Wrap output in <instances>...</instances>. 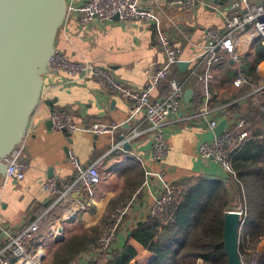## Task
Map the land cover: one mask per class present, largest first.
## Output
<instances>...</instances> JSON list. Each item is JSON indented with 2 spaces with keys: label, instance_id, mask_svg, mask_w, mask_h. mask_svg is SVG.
Segmentation results:
<instances>
[{
  "label": "crops",
  "instance_id": "crops-1",
  "mask_svg": "<svg viewBox=\"0 0 264 264\" xmlns=\"http://www.w3.org/2000/svg\"><path fill=\"white\" fill-rule=\"evenodd\" d=\"M67 1L68 17L59 30L56 49L74 62L105 67L125 86L136 90L150 89L154 71L166 60L158 45V26L121 18L104 22L95 17L83 26L80 7L87 0ZM136 1L156 13L172 44L182 49V62L190 66L186 72L181 71L178 64L174 69L182 74L179 81H187L186 91H193L192 100L189 103L184 101L180 112L174 114L164 128L167 157L152 161L154 131L146 113L136 111L132 101L115 92L104 91L93 78L71 83L69 76L62 72L44 77L41 101L25 137V177L20 181L0 177L2 223L13 230H21L35 221L41 225L54 213L55 218L45 226L43 238L39 240L44 253L41 263L48 254H52L55 243L62 241L66 232L73 229L71 227L78 223L85 227L95 226L105 222L111 212L128 208L118 245L129 238V244L138 252L131 264H148L153 255L129 235L138 223L148 219L153 196L170 186L178 188L180 183L191 177L223 175L218 164L203 159L198 152L201 143L214 141L217 136L216 128L211 129L206 119L196 117L205 97L198 77H190V73L194 61L203 52L206 30H223L224 19L211 9L185 11L177 7L168 8L170 0ZM248 57L251 55L243 52L239 64L230 61L215 67V80L209 88L212 97L208 104L212 111L210 118L224 121L223 108L226 106H230L226 107V112L237 117L246 115L248 111L257 114L258 109L247 97L248 87L239 89L233 84L240 69L246 75L245 60ZM204 71L205 67H201L198 73ZM229 79L233 84L231 93L226 91ZM169 92L170 85L164 81L151 88V98L153 101L163 100ZM55 110L72 113L75 121L84 128L93 122H102L116 124L118 130L113 135H95L83 128L68 133L70 142L65 132H54L52 124L49 125ZM72 159L85 167L101 160V182L92 199L88 195L81 198L74 195L65 208L57 205V196L45 190L44 182L48 178H57L62 183L72 182L75 177ZM61 232V237L56 238ZM2 242L0 237V245ZM87 255L89 253L85 252L78 258L79 264H87Z\"/></svg>",
  "mask_w": 264,
  "mask_h": 264
},
{
  "label": "built area",
  "instance_id": "built-area-1",
  "mask_svg": "<svg viewBox=\"0 0 264 264\" xmlns=\"http://www.w3.org/2000/svg\"><path fill=\"white\" fill-rule=\"evenodd\" d=\"M167 7H177L185 11H194L199 8L211 9L224 19L225 28L223 30L217 28L206 30L203 52L194 61L193 70L190 73V77H198L201 93L205 97V102L200 106L196 117L206 119L209 127L215 129L221 122L210 118L212 111L208 106L212 98L209 88L215 80L214 69L230 61L239 64L243 52L253 56L258 45L264 47V0H228L225 4H218L213 0H170L167 2ZM80 12L83 26L89 24L94 17L106 22L112 21L116 16L123 20L158 26V45L165 54L166 60L154 71L150 86L151 88L157 87L164 81L169 83V95L163 100L153 101L151 88L136 90L125 86L116 80L105 67L87 62H74L58 50L52 57L49 68L52 73L67 74L71 83L93 78L104 91L115 92L118 96L132 101L136 111L146 113V119L154 131L151 148L152 161L164 160L168 155L164 128L171 121V117L182 109L186 92L187 81L172 78L174 66L182 62V49L172 44L167 30L161 25L156 13L140 6L136 0H87L81 5ZM244 48L245 51H243ZM201 67H205V71L199 74L198 70ZM257 75V80L250 79L240 69L233 81L236 88L248 87L250 91L247 97L258 109L257 114L248 111L246 115L237 117L231 112H226V107L230 106L224 107L225 121H227L225 132L214 141H205L198 147L199 155L205 160H212L218 164L223 176L227 179L237 178L233 167L234 155L247 143L264 140L262 123L264 118V62L258 65ZM50 121L52 131L57 133H74L84 128L75 121L72 113L64 110H55ZM84 129L95 135H113L118 127L116 124L93 122ZM24 151L25 139L8 158V169L4 178L17 181L24 179L27 170ZM100 163L101 160L85 167L76 159H72L75 169L73 181L62 183L57 178H48L44 182V188L48 193L57 196V205L61 204L65 208L74 195L80 198L88 195V198L92 199L96 187L101 182ZM179 193L178 188L170 186L163 193L154 195L148 218L158 219L167 213L178 199ZM127 212L128 208H123L111 215L101 239L91 249V257L107 258L117 248L120 228ZM239 213L243 216L242 223H245L244 212ZM39 229V222L35 221L21 230H13L2 223L0 217V237L3 238L0 245V264H41L44 253L39 247L42 244L36 239ZM61 235L62 232L55 237L59 238ZM35 243L37 247H34Z\"/></svg>",
  "mask_w": 264,
  "mask_h": 264
},
{
  "label": "trees",
  "instance_id": "trees-1",
  "mask_svg": "<svg viewBox=\"0 0 264 264\" xmlns=\"http://www.w3.org/2000/svg\"><path fill=\"white\" fill-rule=\"evenodd\" d=\"M263 60L264 48L259 45L255 55L245 60L248 78L258 79L256 68ZM180 75V71L174 69L172 78L181 80ZM232 85L229 79L227 92L231 93ZM262 123L264 125V118ZM233 167L236 179L223 175L215 179L201 176L180 183L178 199L167 213L137 224L129 236L153 255L148 264H229L224 219L236 201L244 204L245 210L239 243L243 262L264 264V254L260 255L257 249L264 239V140L247 143L234 155ZM52 218H55L54 213L41 223L36 239L43 238L44 228ZM104 223L102 221L100 226ZM100 226L83 228L81 232L68 230L66 237L55 243L50 264H74L83 253L96 246ZM137 255L128 238L117 244L106 264H131ZM87 264H98L96 256Z\"/></svg>",
  "mask_w": 264,
  "mask_h": 264
},
{
  "label": "water",
  "instance_id": "water-1",
  "mask_svg": "<svg viewBox=\"0 0 264 264\" xmlns=\"http://www.w3.org/2000/svg\"><path fill=\"white\" fill-rule=\"evenodd\" d=\"M213 1L224 4L228 0ZM68 10L67 0H0V177L6 176L7 160L23 143L40 104L44 77L52 73L50 61ZM189 66L186 62L178 63L183 72ZM192 97L193 91L187 90L184 101L189 103ZM226 124L224 120L216 127L217 137L225 132ZM65 133L71 142L70 134ZM242 221L239 212L225 214L224 243L229 264H242Z\"/></svg>",
  "mask_w": 264,
  "mask_h": 264
},
{
  "label": "rangeland",
  "instance_id": "rangeland-1",
  "mask_svg": "<svg viewBox=\"0 0 264 264\" xmlns=\"http://www.w3.org/2000/svg\"><path fill=\"white\" fill-rule=\"evenodd\" d=\"M229 211H230V210H229ZM231 211H236V212H242V211H243V212L245 213V210H244V204H239L237 201L234 202V203L231 205ZM115 212H116V211H115ZM115 212H111V213L108 215L107 220L105 221V223H104L102 226H100L101 223H99V224H97V225H95V226L85 227V226H83L81 223H78L77 226H73V227H71V228H73L72 230H74V231L81 232V230H82L83 228H86V229H87V228H92V227L100 226V227H101V228H100V233H99V234H100V235H99V240H100V239H101V236H102V233H103V231H104V229H105L106 226L108 225V221H109L111 215H112L113 213H115ZM244 213H243V214H244ZM125 217H126V216H125ZM125 217H124V219H123V221H122V225H121V228H120V232L124 229V225L126 224V223H124V222H125ZM120 232H119V233H120ZM119 236H120V235H119ZM119 238H120V237H118V240H119ZM118 240H117V241H118ZM117 243H118V242H117ZM239 246H240V244H239ZM257 249H258V253H259L260 255L264 254V239H263V241L261 242V244L259 245V247H258ZM87 252L89 253V255H87V256H88L87 259H91V249H90L89 251H87ZM239 252H240V249H239ZM240 256H241V255H240ZM50 258H51V253L48 254V256H46L44 262L42 261L41 264H50V262H51ZM143 259H144V258H143ZM241 259H242V257H241ZM107 260H108V258H102L101 256H98V257H97L98 264L105 263ZM74 264H79V262L76 261ZM242 264H244L243 259H242ZM254 264H257V261L254 262Z\"/></svg>",
  "mask_w": 264,
  "mask_h": 264
}]
</instances>
